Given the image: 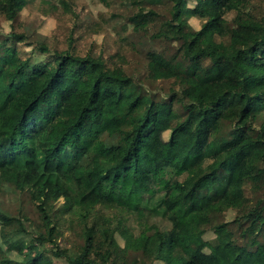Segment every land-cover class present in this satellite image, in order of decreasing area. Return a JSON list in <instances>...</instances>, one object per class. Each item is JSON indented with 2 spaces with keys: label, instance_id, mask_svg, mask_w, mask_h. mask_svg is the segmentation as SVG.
Wrapping results in <instances>:
<instances>
[{
  "label": "trees",
  "instance_id": "trees-1",
  "mask_svg": "<svg viewBox=\"0 0 264 264\" xmlns=\"http://www.w3.org/2000/svg\"><path fill=\"white\" fill-rule=\"evenodd\" d=\"M28 1L0 0V13L12 25ZM149 1L169 4L145 58L148 79L171 80L163 95L72 49L33 64L23 33L0 34V187L39 215L0 204L20 242L0 239V264H264V0ZM151 15L128 19L144 29Z\"/></svg>",
  "mask_w": 264,
  "mask_h": 264
},
{
  "label": "rangeland",
  "instance_id": "rangeland-1",
  "mask_svg": "<svg viewBox=\"0 0 264 264\" xmlns=\"http://www.w3.org/2000/svg\"><path fill=\"white\" fill-rule=\"evenodd\" d=\"M187 1L188 6L194 7L196 4L194 0ZM168 5L165 1L154 4L149 0H29L13 26L0 13V34H6L11 30L23 33L26 40L17 43L18 52L22 58L27 57L33 64L49 60L56 52L72 49L79 55L90 54L102 57L110 66H121L127 74L140 81L145 89L153 94L163 95L168 92L171 80L148 79L145 58L148 49L155 44L152 43L151 36L161 29V15L163 12L166 13L165 9ZM211 5V1L200 2L197 10L205 8L210 10ZM141 8L144 12L153 10L156 15L150 16V21L144 29H134L128 18ZM233 15V12L228 13V19ZM188 22L195 30L201 26V20L196 17L189 18ZM41 45L45 46V50L40 51ZM258 122L259 119L256 120L254 129L258 128ZM167 137L168 131L163 133L165 140ZM162 177L170 183L180 179L175 170L169 167L162 169ZM153 188L156 191L157 187ZM245 192L250 194L248 189ZM0 204L3 210L12 215L18 214L17 211L21 208L22 214L30 220L35 222L39 220L34 205L20 192L15 193L6 186L0 187ZM236 214L230 210L223 214V218L231 220ZM153 221L160 226H168L164 220L154 218ZM126 223L130 226L131 232L136 233L134 220L130 219ZM26 228L24 237H29L28 235H32L35 231V226ZM59 238L66 243L80 242L71 230L66 229ZM204 238L209 241L214 238L210 227L205 230ZM0 239L14 248L20 246V242L14 239L3 223H0ZM116 239L123 244L120 236L116 235ZM19 255L25 259L29 257L26 251L24 255ZM53 262L67 264L65 260L58 259ZM153 264H164V261L158 260Z\"/></svg>",
  "mask_w": 264,
  "mask_h": 264
}]
</instances>
